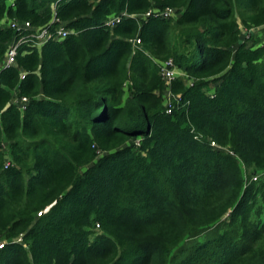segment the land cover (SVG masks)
<instances>
[{
  "label": "trees",
  "instance_id": "16d2710c",
  "mask_svg": "<svg viewBox=\"0 0 264 264\" xmlns=\"http://www.w3.org/2000/svg\"><path fill=\"white\" fill-rule=\"evenodd\" d=\"M12 21L71 33L4 67ZM259 28L264 0H0V264H264Z\"/></svg>",
  "mask_w": 264,
  "mask_h": 264
},
{
  "label": "built area",
  "instance_id": "2783aa9c",
  "mask_svg": "<svg viewBox=\"0 0 264 264\" xmlns=\"http://www.w3.org/2000/svg\"><path fill=\"white\" fill-rule=\"evenodd\" d=\"M153 12L149 11L146 16H150ZM160 17L164 18H176L178 16L177 10L175 8H166L164 10H159L157 12ZM126 15V14H124ZM119 20V17L113 18L109 20V24H114L116 21ZM54 22H59L56 18L53 20ZM11 26L14 28H17L18 30L20 29H25L26 34L20 37L18 40H16L10 47V49L7 52V55L5 57V60L3 62L4 67H9L12 66L16 63V56H17V51L19 46L23 42H30L33 46L36 47H41L44 45L46 42H48L51 39H63L65 38L68 34L71 33L69 29L65 27L63 23H59L54 30H51L50 28L42 27V28H35L31 25L30 22H25V23H19L16 21L11 22ZM133 43L135 46L139 45L141 43V40L135 39L133 40ZM161 74L167 84H171L172 80L178 76H184V73H182L177 66L175 65V62L173 59H170L166 62H164L161 65ZM1 80V78H0ZM177 96L171 92L170 90L167 91L166 93V106H167V112L170 113L172 112L173 106H174V101L176 100ZM21 101L23 102L22 104V109L26 108V102L28 101L27 97H22L20 100L17 99L16 102ZM139 142V141H138ZM213 146H217L215 142H212ZM256 179V177H254ZM39 213V215H41ZM18 241H22V237L18 239ZM4 243L0 242V249L4 247Z\"/></svg>",
  "mask_w": 264,
  "mask_h": 264
},
{
  "label": "rangeland",
  "instance_id": "374dc122",
  "mask_svg": "<svg viewBox=\"0 0 264 264\" xmlns=\"http://www.w3.org/2000/svg\"><path fill=\"white\" fill-rule=\"evenodd\" d=\"M251 33L252 35L249 38H247V36L245 38L244 36L246 33L243 30L242 38L249 40L250 45L264 46V28L255 29ZM200 239H203V236H201Z\"/></svg>",
  "mask_w": 264,
  "mask_h": 264
},
{
  "label": "crops",
  "instance_id": "0c3cea01",
  "mask_svg": "<svg viewBox=\"0 0 264 264\" xmlns=\"http://www.w3.org/2000/svg\"><path fill=\"white\" fill-rule=\"evenodd\" d=\"M0 69H1V66H0Z\"/></svg>",
  "mask_w": 264,
  "mask_h": 264
}]
</instances>
